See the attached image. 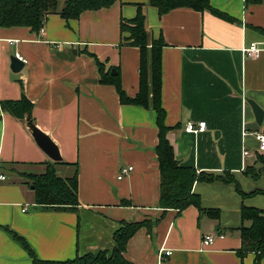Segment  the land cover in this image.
Wrapping results in <instances>:
<instances>
[{"label": "crops", "instance_id": "1", "mask_svg": "<svg viewBox=\"0 0 264 264\" xmlns=\"http://www.w3.org/2000/svg\"><path fill=\"white\" fill-rule=\"evenodd\" d=\"M210 1L234 20L188 8L160 16L149 0H117L77 20L50 15L39 32L0 28V103L30 101L31 120L62 157L52 161L35 142L26 118L17 119L0 106V173L7 177L0 182V264H33L14 234L41 260L69 261L100 251L111 254L120 223L146 219L158 222L129 241L125 258L133 264H256L255 253L238 255L242 207L264 210V195L242 198L234 184L198 181L193 193L201 197L203 209L216 213L195 206L164 212L156 114L123 105L113 86L100 83L97 61L111 73L119 70L129 97L138 94L140 50L124 44L120 23L135 18L141 6L150 38L162 37L166 44L162 104L166 125L174 128L168 140L176 160L199 174L231 173L246 194L264 190L258 160L264 153L254 136L264 134V116L259 125L250 105L264 115V35L258 30L264 29V3ZM251 43L261 49L257 58L243 52ZM16 55L24 62L19 73L12 70ZM189 122H206V131L188 133ZM54 163H64L56 166L62 178L75 173L66 164L78 165L75 211L39 206L19 175L44 173L45 164ZM129 167L133 170L119 180L121 169ZM251 167L263 170L257 179L246 174ZM209 235L215 240L206 247Z\"/></svg>", "mask_w": 264, "mask_h": 264}, {"label": "trees", "instance_id": "2", "mask_svg": "<svg viewBox=\"0 0 264 264\" xmlns=\"http://www.w3.org/2000/svg\"><path fill=\"white\" fill-rule=\"evenodd\" d=\"M117 0H66L63 8H59V0H0V28L25 27L39 32L48 16L60 15L66 21L77 20L87 11H98L110 8ZM151 6L158 9L160 16L173 10L188 8L197 12L209 11L227 21L234 20L225 13L215 9L210 0H149ZM246 5H259L264 0H245ZM139 6V11L133 19H123L120 23V32L124 35L126 45L137 47L140 50V80L139 92L131 98L122 87L120 72L111 74L105 65L97 61L100 74V83L111 85L116 89L120 102L123 105L139 106L151 109L156 114L158 128L157 154L160 170V200L159 207L167 212L186 210L195 206L202 213H216L217 211L202 208L201 197L193 193L196 182L211 183L221 181L234 184L242 198L264 195V190H255L246 194L231 173L215 175L198 173L195 169L182 166L175 158L174 149L168 140L169 132L174 129L166 125V111L162 104V49L166 46L164 39H151L146 30V17ZM264 35V29H258ZM3 111L17 119L31 118L33 106L25 97L19 101H2ZM264 167V157L258 158ZM64 163L45 164L44 173H19L20 177L35 193V201L39 206L58 211H75L80 205L78 200V165L66 164L74 167L75 173L71 178H62L58 175L56 166ZM2 164H0V167ZM4 166V165H3ZM6 166V165H5ZM246 174L254 179L258 178L259 171L255 167L248 168ZM124 204H129L124 202ZM243 226L240 228L242 247L238 255L243 258L249 253L257 255L256 264L264 255V210L253 207H242ZM156 222L146 219L137 222H122L121 227L114 233V249L111 254L100 251L97 254L78 256L69 261H44L35 255L24 238L14 234L15 239L26 249L33 264H133L125 258L129 241L142 228L152 231ZM245 223H249L245 225Z\"/></svg>", "mask_w": 264, "mask_h": 264}, {"label": "water", "instance_id": "3", "mask_svg": "<svg viewBox=\"0 0 264 264\" xmlns=\"http://www.w3.org/2000/svg\"><path fill=\"white\" fill-rule=\"evenodd\" d=\"M12 70L15 73H19L24 68V62L17 56L11 57ZM115 76L117 73L115 70L111 73ZM253 108V111L256 115V119L259 125H262L263 121V112L262 110L253 102L250 103ZM26 121L29 124L32 137L34 138L37 145L46 153V155L54 162H61L62 157L58 146L54 143L49 135L41 131L37 125L30 119L29 116L26 117Z\"/></svg>", "mask_w": 264, "mask_h": 264}, {"label": "built area", "instance_id": "4", "mask_svg": "<svg viewBox=\"0 0 264 264\" xmlns=\"http://www.w3.org/2000/svg\"><path fill=\"white\" fill-rule=\"evenodd\" d=\"M260 51H261V49L259 48L258 43H251L249 45V47L243 49V52L245 53L246 56L255 57V58H257L259 56ZM16 56L19 57V55H16ZM20 59L23 61L22 58H20ZM206 128H207L206 122H199L197 124L193 123V122H189L186 125V131L188 133H192V134L203 133L206 131ZM254 136H255V139L257 140L258 144H259L258 145L259 151L261 153H264V134L263 133H255ZM132 170H133L132 167L121 169L120 175L118 176V179L122 180ZM6 180H7V177L4 174L0 173V182L6 181ZM214 240H215V237L212 235H209L204 239L203 245L208 247V246L213 244ZM161 251L163 252L164 249H161ZM170 254H171L170 251H166L167 256H169Z\"/></svg>", "mask_w": 264, "mask_h": 264}, {"label": "rangeland", "instance_id": "5", "mask_svg": "<svg viewBox=\"0 0 264 264\" xmlns=\"http://www.w3.org/2000/svg\"><path fill=\"white\" fill-rule=\"evenodd\" d=\"M65 1H66V0H59V8H60V5L64 4ZM259 157H260V156H259ZM260 163H261V162H260ZM258 164H259V163H258ZM262 168H263V167L260 165V169H262ZM260 169L258 170V171H259V172H258L259 174H261L260 171H263V170H260ZM263 172H264V171H263ZM263 172H262V173H263ZM258 176H259V175H258ZM245 224L247 225V224H249V223H245Z\"/></svg>", "mask_w": 264, "mask_h": 264}]
</instances>
